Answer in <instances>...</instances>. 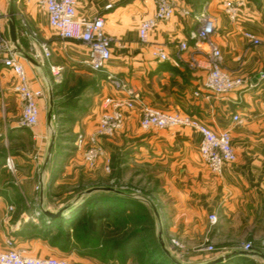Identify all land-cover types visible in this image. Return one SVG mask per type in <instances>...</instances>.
<instances>
[{"label": "crops", "instance_id": "1", "mask_svg": "<svg viewBox=\"0 0 264 264\" xmlns=\"http://www.w3.org/2000/svg\"><path fill=\"white\" fill-rule=\"evenodd\" d=\"M221 1L172 0L174 16L169 21L157 23L149 32L147 42L141 43L138 27L155 11V0H77V18L86 19L98 14L104 18V30L111 38V57L102 71H92L80 62L86 55V47L79 41L59 37L48 26L47 14L38 5V0H15L14 5L19 44L22 46L20 40L26 34L19 28L18 11L25 16L27 24L31 23L38 31L34 35L49 46L50 62L63 67L60 79L67 72L77 76L93 73L99 76L98 89L86 83L79 92L81 99H76L88 102L79 106L83 113L77 116L85 133L96 127L103 97L125 93L113 86L107 79L108 74L121 78L126 87L136 90L144 104L195 117L216 132L229 130L235 160L219 175L213 174L199 155L200 133L197 129L185 126L142 129L139 105L124 111L123 127L116 135L101 139L105 156L115 146L130 142L135 144L134 157L163 169L168 198L167 215L162 220L163 237L167 243L169 237L181 240L190 255L187 262L192 264L240 249L233 247L234 237L237 238L239 233L254 237L264 230V77L260 76L264 72V0H243L234 21L223 12ZM108 4L110 6L106 7ZM0 7L7 9V0H0ZM205 19L215 23L211 39L221 51L222 66L232 76L243 80L240 88L221 95H214L204 88L208 66L205 58L194 52L195 43L188 38L189 32ZM1 27L8 36V21L4 15ZM244 31L252 32L261 42L252 44L243 36ZM25 38L34 45L33 38ZM182 40H187L188 48L179 51L178 43ZM155 45L164 48L167 60L153 57L151 50ZM192 59L198 64H193ZM23 66L31 88L34 83L44 93L37 99L39 115L41 110L46 113V82L29 63H23ZM41 67L52 88V84L60 79H54L46 62ZM3 70L12 75L5 67ZM52 96L54 100L53 92ZM53 102V108L59 104ZM67 104L70 102L63 106ZM235 113L241 118L240 123L232 120ZM33 139L36 161L29 160L27 155L13 154L14 180L0 181V247L7 237H11L18 249L33 256L66 257L73 264H140L134 249H129L124 256L121 250L108 252L111 255L105 257L87 256L66 251L61 243L44 235L45 230L40 225L56 218L43 216L40 206L55 212L72 199L66 197L67 193L62 192L61 187L68 183L63 179L64 175L75 178L80 155L78 152L58 154L69 159L62 171L57 169V161H51L53 152H57L55 146L52 148L42 174L41 199L40 170L48 136L40 132L33 134ZM210 213L218 216L217 224L211 227ZM205 238L219 245L215 252L198 249ZM260 242L264 248V242ZM174 253L179 257L177 252ZM250 261L258 264L255 256L233 257L222 264Z\"/></svg>", "mask_w": 264, "mask_h": 264}, {"label": "built area", "instance_id": "2", "mask_svg": "<svg viewBox=\"0 0 264 264\" xmlns=\"http://www.w3.org/2000/svg\"><path fill=\"white\" fill-rule=\"evenodd\" d=\"M77 0H38V5L47 14L48 26L63 39L81 42L86 47V55L80 61L92 71H102L111 57V38L104 30V18L101 14L91 18L81 19L76 17L75 7ZM156 7L152 15L145 17L138 27V39L141 43L147 42L149 32L159 22L169 21L175 14L172 0H155ZM243 0H222L221 7L225 15L234 21L237 17ZM110 5H106L109 7ZM3 10L0 7V63L8 69L13 77V90L21 100V114L19 124L32 129L39 121V107L37 99L41 97V90H34L29 84L26 70L20 58L11 52V44L8 36L1 27ZM215 31V23L211 19H205L202 23L189 32L188 38L194 41V52L203 56L208 66V71L203 83L204 88L214 95H221L233 89L240 88L243 80L232 76L221 63V51L212 41L211 35ZM243 36L252 44L261 41L252 32L244 31ZM188 48L187 40L178 43V50L184 51ZM153 57L160 61L167 60V53L160 45L153 46L151 50ZM51 51L46 44H42L39 50L40 60L46 62L50 73L55 80L60 79L62 66L50 62ZM193 64L198 62L192 59ZM264 77V72L260 73ZM107 79L116 89L124 91V95L103 97L101 110L96 127L89 133L78 135L75 144L83 148V159L87 166L93 168L97 161L105 155L102 138L113 137L121 130L124 122V111L139 105L141 112L139 126L142 129L171 128L177 126L192 127L200 133L198 152L209 170L219 175L224 167L235 160V154L231 145L229 130L219 132L212 130L209 126L202 124L197 118L176 111L158 109L152 105L142 103L136 90L126 87L121 78L107 75ZM232 120L240 123L238 114H233ZM4 166L9 171L15 170V162L12 156L4 158ZM105 170H108L106 165ZM210 224L217 221L215 213L208 215ZM171 243L177 245L172 239ZM211 250L212 248L205 247ZM240 249H252L246 243ZM179 255H182V253ZM0 264H71L66 257L56 256H33L18 249L13 238L7 237L0 247Z\"/></svg>", "mask_w": 264, "mask_h": 264}, {"label": "rangeland", "instance_id": "3", "mask_svg": "<svg viewBox=\"0 0 264 264\" xmlns=\"http://www.w3.org/2000/svg\"><path fill=\"white\" fill-rule=\"evenodd\" d=\"M3 12H6V7ZM18 13V24L20 30L26 34L25 37H28V39L33 38L35 41L34 45H31L29 42L30 40L28 41L25 37H23L20 40L22 48L27 53L33 55L37 60L41 61V65L45 64V60L42 61L39 58V50L41 45L46 43L40 40L39 36L34 35L35 33H38V31L34 29V26L31 23L27 24L24 15L22 16L19 11ZM20 61L22 63H27L22 58H20ZM98 80L99 76L95 73H93V75L84 74L82 76H77L67 72L63 74V77L58 82L52 84V92L55 95L53 101H56L59 104L53 108L54 141L52 148L55 146L57 152H53L51 161H57V166H59L57 169H61L63 171L64 166L69 159L65 156L60 157L58 154L63 153L62 155H64V153L69 152V155H74L78 152L80 155L76 166L77 174L75 175V178L73 179V176L70 178L71 176L69 175H64L63 177V179H65L68 183L61 187V189H63L62 192H66V197L69 199L75 197L77 194L88 188L98 186L115 187L130 193H136L150 201L155 206L162 221L167 215L166 204L168 201L165 190V178L162 173L163 169L158 166L151 165L141 158L134 157L132 155V151L135 144L124 142L120 147L115 146V148H113L107 156L104 155V157L97 161V164L93 168H90L85 163L83 159V148H79L75 144L78 135L85 133L79 125L80 122H78L80 121L78 118L79 115L81 116L83 113L79 110V106L88 103L85 101L78 102L76 99H81L78 97L79 92L83 89L82 87H84L86 83L88 85H93L97 90ZM13 83L14 77L5 72L3 70V65L0 63V181L14 180L15 170L12 172L5 166H2V163H4V156H12L16 153L23 154V156L27 155L29 160L35 162L37 159L35 149L36 142L33 139V134L40 132L44 135L48 134L46 126V113L44 110H41L38 124L32 129L19 124L21 100L13 90ZM31 85L34 90H39L38 86L34 85V83ZM41 93V96H43L44 93L42 90ZM69 102V105L67 104L63 106V103ZM81 160L83 162H81ZM106 165L108 166V170H105ZM138 202L145 207V210L136 209L134 215H132V218L130 219V222L133 221V223L141 225L144 231H141L138 234L140 240H134L133 245L139 246L144 243L149 247V245H153V241L156 239L155 222L150 207L144 202ZM145 211H147V215L149 213L150 218H148V216L147 218L142 216V213ZM216 217L218 219L217 215ZM215 224H217V221L214 225ZM210 225L213 224L209 223V227H211ZM259 233L260 234H257L258 236L254 237H250L244 233H242V235H240V233L237 234L238 237H234L235 241L233 247L239 248L248 243L252 248L254 247L258 249L259 252L264 254V248L263 245H261L262 242H260H264V230ZM172 239L177 242V245L171 243ZM168 240V243L166 240L165 242L169 249L173 253L177 252V254H179L183 249L182 255H179L180 258H178L183 261H187V258L190 255L187 253V249L184 247L183 242L174 237H169ZM157 244L159 245L158 241ZM209 246L212 248L211 250L205 249V247ZM218 247L219 245H215L213 242H210L209 238H205L198 245L199 250H204L210 253L215 252ZM256 259L258 264H264V260L262 258L256 257ZM69 261L73 264L71 260ZM246 264L256 263L250 261L246 262Z\"/></svg>", "mask_w": 264, "mask_h": 264}, {"label": "trees", "instance_id": "4", "mask_svg": "<svg viewBox=\"0 0 264 264\" xmlns=\"http://www.w3.org/2000/svg\"><path fill=\"white\" fill-rule=\"evenodd\" d=\"M136 209L144 211L145 207L133 199L95 192L71 210L68 217L43 222L40 226L45 230L44 235H48L53 242L61 243L66 251L105 257L115 250H121L124 256L129 249H134L140 264H173L156 239L149 247L144 243L133 245L134 240H140L138 234L144 231L141 225L130 222ZM146 212L142 216L150 218Z\"/></svg>", "mask_w": 264, "mask_h": 264}, {"label": "water", "instance_id": "5", "mask_svg": "<svg viewBox=\"0 0 264 264\" xmlns=\"http://www.w3.org/2000/svg\"><path fill=\"white\" fill-rule=\"evenodd\" d=\"M15 0H7V9L6 12L4 13V16L6 17L8 21V38L11 44V52L17 55L18 57L24 59L27 63H29L45 80L46 82V87H47V92H48V97H47V107H46V126H47V131H48V142H47V148L45 151L44 158L42 160V166L40 170V195L41 199L43 198V189H42V174L44 171V167L46 163L49 160L51 150L53 147V141H54V133H53V96H52V91H51V86L49 82L47 81V78L42 70L41 63L39 60H37L33 55L27 53L22 46L19 44V40L17 37V30H16V17H15ZM95 192H107V193H113L118 196L126 197L129 199H133L136 201H141L147 204L152 212V216L154 218L155 222V227H156V235H157V241L160 245L161 250L164 252V254L167 256V258L173 263V264H192L187 261H183L179 259L177 256L174 255V253L169 249L167 246L165 239L163 237V225L161 221V217L158 214L157 209L155 206L145 199L144 197L136 194V193H130L127 191H124L122 189H118L115 187H108V186H98V187H91L88 188L79 194H77L74 198L71 200L67 201L63 205H61L57 211L55 212H50L47 211L46 209H43V206H40V211L43 214V216L49 218V219H54V218H60L62 216L67 215L71 210L76 208L78 205H80L90 194H93ZM260 257L264 260V254L259 252L258 250L254 249H249V250H244V249H237L234 251H231L226 254H222L216 258L209 259L207 261H204L202 263H197V264H222L224 261H229L233 257Z\"/></svg>", "mask_w": 264, "mask_h": 264}]
</instances>
